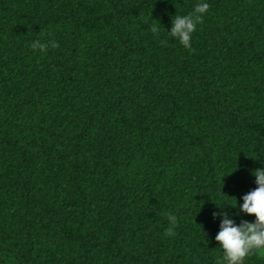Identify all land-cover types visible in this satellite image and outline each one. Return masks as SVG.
<instances>
[{
	"label": "trees",
	"instance_id": "trees-1",
	"mask_svg": "<svg viewBox=\"0 0 264 264\" xmlns=\"http://www.w3.org/2000/svg\"><path fill=\"white\" fill-rule=\"evenodd\" d=\"M198 2L0 0V264H217L264 167V0H208L185 48Z\"/></svg>",
	"mask_w": 264,
	"mask_h": 264
},
{
	"label": "clouds",
	"instance_id": "clouds-1",
	"mask_svg": "<svg viewBox=\"0 0 264 264\" xmlns=\"http://www.w3.org/2000/svg\"><path fill=\"white\" fill-rule=\"evenodd\" d=\"M210 8L208 0H199L194 11L187 15H175L172 19V27L168 30L171 37L176 38L185 47H191V41L197 25L202 23L205 14ZM153 34L159 33L158 25H150ZM31 47L38 49L41 53L46 52L49 47L59 48L57 41L43 43L40 40L32 42ZM257 187L242 197V203L237 198L231 203L232 208L237 211H225L224 206H218L222 220L220 230L215 236L219 248L223 254L218 258L217 264H245L246 258L253 253L264 254V167H258L252 173ZM240 214L254 215V220L243 219L237 223L236 217ZM217 213L214 212L213 216ZM167 219L171 224L177 223V217L169 212ZM169 234L171 231L169 230Z\"/></svg>",
	"mask_w": 264,
	"mask_h": 264
}]
</instances>
